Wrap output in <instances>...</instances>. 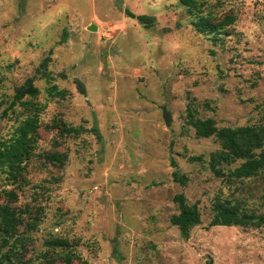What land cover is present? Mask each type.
Masks as SVG:
<instances>
[{
  "label": "rangeland",
  "instance_id": "obj_1",
  "mask_svg": "<svg viewBox=\"0 0 264 264\" xmlns=\"http://www.w3.org/2000/svg\"><path fill=\"white\" fill-rule=\"evenodd\" d=\"M196 1L0 0V141L30 111L10 105L15 87L30 78L38 89L27 183L17 187L0 170V203L12 189L16 208H41L25 256L62 236L76 240L72 264H264V227L208 225L216 198L264 213V169L233 179L236 161L215 175L207 160L219 143L187 122L189 108L217 127L264 126V0ZM198 11L234 21L197 31ZM58 120L79 133L46 127ZM47 151L64 154L63 164L44 160ZM179 193L199 211L186 238L169 222Z\"/></svg>",
  "mask_w": 264,
  "mask_h": 264
},
{
  "label": "trees",
  "instance_id": "obj_2",
  "mask_svg": "<svg viewBox=\"0 0 264 264\" xmlns=\"http://www.w3.org/2000/svg\"><path fill=\"white\" fill-rule=\"evenodd\" d=\"M188 8H194L196 0H178ZM196 20L193 25L197 31L218 32L223 27L234 21L231 12L224 13L222 17L215 18L210 13L199 14L196 12ZM126 14L144 25H150L154 17L146 14L134 15L128 11ZM77 88L84 93L80 82ZM49 87L48 90H51ZM61 93V91H56ZM58 93V94H59ZM38 94V89L33 85L32 79H26L21 85L15 87L10 105L18 104L29 113L14 127L7 140L0 141V170L12 183L20 187V182L27 183L24 178V161L31 155L37 135L38 119L36 111L38 104L32 99ZM26 97V98H25ZM6 109L2 110V115ZM187 122L193 128L196 137L213 136L219 143V148L208 155L209 169L217 176L223 175L220 165H230L238 161V164L227 169L226 176L233 179H247L257 176L264 169V126L259 124H245L239 126L217 127L211 118L199 119L194 117L191 110L187 109ZM59 135H76L80 128L66 124L63 120L51 123L50 127ZM95 131V128H93ZM98 137L97 132H95ZM47 162L54 166H61L65 159L64 154L47 151L42 154ZM189 159L200 160L199 156H191ZM175 180L183 183L184 176L172 172ZM5 202L0 203V264H26L35 261V264H72L79 259L75 251L76 240L62 236H50L43 240L45 249L35 253L34 256H25L29 249L30 233L36 229L40 220L41 208L24 204L16 208L12 201L16 194L12 189L2 190ZM264 196V190H262ZM178 211L169 218V222L176 226L182 238L188 236L192 226L199 223V211L195 204L185 203L184 196L179 193L173 197ZM209 226L234 225L243 227H264V213H254L245 209L240 202H230L227 199L216 198L212 204V216ZM22 229L18 231V227Z\"/></svg>",
  "mask_w": 264,
  "mask_h": 264
},
{
  "label": "water",
  "instance_id": "obj_3",
  "mask_svg": "<svg viewBox=\"0 0 264 264\" xmlns=\"http://www.w3.org/2000/svg\"><path fill=\"white\" fill-rule=\"evenodd\" d=\"M88 30H95V26L93 24H90L88 26ZM159 110H160V115H161V118L163 120V123L165 126H168L169 125V112L166 110L165 106L164 105H159Z\"/></svg>",
  "mask_w": 264,
  "mask_h": 264
}]
</instances>
